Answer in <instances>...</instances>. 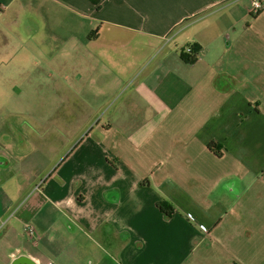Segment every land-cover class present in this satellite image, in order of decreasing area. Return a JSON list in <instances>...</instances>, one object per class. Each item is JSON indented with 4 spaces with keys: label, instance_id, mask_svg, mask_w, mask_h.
Listing matches in <instances>:
<instances>
[{
    "label": "crops",
    "instance_id": "0c3cea01",
    "mask_svg": "<svg viewBox=\"0 0 264 264\" xmlns=\"http://www.w3.org/2000/svg\"><path fill=\"white\" fill-rule=\"evenodd\" d=\"M254 1L0 0V264H264Z\"/></svg>",
    "mask_w": 264,
    "mask_h": 264
},
{
    "label": "built area",
    "instance_id": "2783aa9c",
    "mask_svg": "<svg viewBox=\"0 0 264 264\" xmlns=\"http://www.w3.org/2000/svg\"><path fill=\"white\" fill-rule=\"evenodd\" d=\"M262 9H263V3L260 0H255L252 4V7L250 8L251 16L259 15L261 13ZM186 51L188 54H193V49L190 47L187 48ZM191 219L196 221L194 217H191ZM200 227L204 232H208V229L205 226L200 225ZM26 230H27L28 235L31 237V239H37L38 238L37 230L32 224H30V223L27 224Z\"/></svg>",
    "mask_w": 264,
    "mask_h": 264
},
{
    "label": "trees",
    "instance_id": "16d2710c",
    "mask_svg": "<svg viewBox=\"0 0 264 264\" xmlns=\"http://www.w3.org/2000/svg\"><path fill=\"white\" fill-rule=\"evenodd\" d=\"M185 61L187 62V63H190V64H193V63H195L196 61H197V56H196V54L195 55H193V56H186L185 57ZM209 149L211 150V151H213L218 157H221L222 156V147L217 143V142H211L210 144H209ZM167 214H170V212H171V207H169V206H162L161 207Z\"/></svg>",
    "mask_w": 264,
    "mask_h": 264
}]
</instances>
